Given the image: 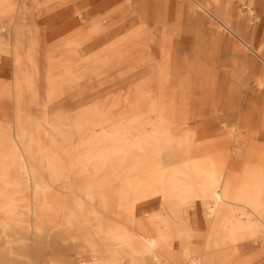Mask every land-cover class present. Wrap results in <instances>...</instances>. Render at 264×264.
Listing matches in <instances>:
<instances>
[{"label": "bare ground", "instance_id": "obj_1", "mask_svg": "<svg viewBox=\"0 0 264 264\" xmlns=\"http://www.w3.org/2000/svg\"><path fill=\"white\" fill-rule=\"evenodd\" d=\"M100 1L0 0V264L264 256L263 0Z\"/></svg>", "mask_w": 264, "mask_h": 264}, {"label": "rangeland", "instance_id": "obj_2", "mask_svg": "<svg viewBox=\"0 0 264 264\" xmlns=\"http://www.w3.org/2000/svg\"><path fill=\"white\" fill-rule=\"evenodd\" d=\"M258 6V10L262 11L264 10V0L258 2L257 4ZM239 10H243L244 12H246L245 7L240 4L238 6ZM261 30H264V25H262ZM231 41H229L227 39L226 44L229 46L231 45ZM189 47L190 43H186ZM190 50H187V53L190 54ZM184 53H186V51H184ZM11 77H12V71L9 67H6L4 69V71H0V79L4 82H10L11 81ZM85 100H79V101H72V102H68L66 104V108L67 110H74L77 109L79 107L82 106V104H85ZM12 109V102L9 100H3L0 102V110L2 112H6L8 114L9 117H12V114L9 113L11 112ZM212 109L210 107H207L205 110V114H206V118H208L210 120V123L212 124L213 128V133L214 134H219V133H226L228 131L227 128H225L226 124H232V121H230V119L228 118V115L221 113V115L219 117H217L215 114L212 113ZM5 115V116H6ZM4 116V115H2ZM1 117V116H0ZM160 208V203L158 202V200L152 201L148 204L146 211L147 212H153L156 211ZM198 220H199V224L201 225L202 228H205V218H204V214L202 212V210L200 209L199 213H198ZM260 246L259 245H255L252 243H246L241 250V257L243 259H252L248 264H264V256H259L260 253Z\"/></svg>", "mask_w": 264, "mask_h": 264}, {"label": "crops", "instance_id": "obj_3", "mask_svg": "<svg viewBox=\"0 0 264 264\" xmlns=\"http://www.w3.org/2000/svg\"><path fill=\"white\" fill-rule=\"evenodd\" d=\"M102 1H107L108 7L111 8V7H113V6H115V5L119 4V3H122L124 0H102ZM102 1L98 2V4L96 3V4H93V5L94 6H98ZM82 3H86L87 4L88 2L85 1V2H81V4ZM45 24H46V22H45Z\"/></svg>", "mask_w": 264, "mask_h": 264}]
</instances>
